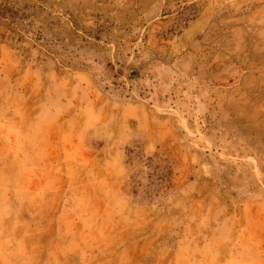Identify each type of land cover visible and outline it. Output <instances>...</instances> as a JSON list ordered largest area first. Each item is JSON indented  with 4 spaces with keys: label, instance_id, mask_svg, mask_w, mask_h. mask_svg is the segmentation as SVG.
Segmentation results:
<instances>
[{
    "label": "rangeland",
    "instance_id": "obj_1",
    "mask_svg": "<svg viewBox=\"0 0 264 264\" xmlns=\"http://www.w3.org/2000/svg\"><path fill=\"white\" fill-rule=\"evenodd\" d=\"M0 4V264H264V0Z\"/></svg>",
    "mask_w": 264,
    "mask_h": 264
},
{
    "label": "trees",
    "instance_id": "obj_2",
    "mask_svg": "<svg viewBox=\"0 0 264 264\" xmlns=\"http://www.w3.org/2000/svg\"><path fill=\"white\" fill-rule=\"evenodd\" d=\"M5 11L6 8L2 6V4H0V16H4L5 15Z\"/></svg>",
    "mask_w": 264,
    "mask_h": 264
}]
</instances>
